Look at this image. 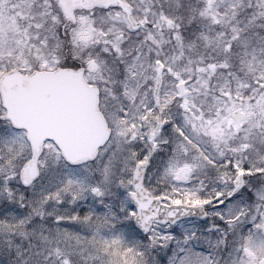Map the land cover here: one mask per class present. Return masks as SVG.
Segmentation results:
<instances>
[{"label": "snow or ice", "instance_id": "6c2138e0", "mask_svg": "<svg viewBox=\"0 0 264 264\" xmlns=\"http://www.w3.org/2000/svg\"><path fill=\"white\" fill-rule=\"evenodd\" d=\"M0 264H264V0H0Z\"/></svg>", "mask_w": 264, "mask_h": 264}]
</instances>
